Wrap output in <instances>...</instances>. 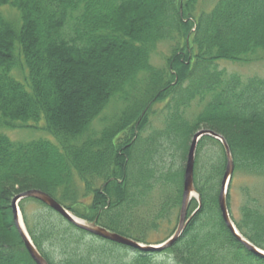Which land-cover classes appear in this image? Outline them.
Instances as JSON below:
<instances>
[{
	"label": "trees",
	"instance_id": "obj_1",
	"mask_svg": "<svg viewBox=\"0 0 264 264\" xmlns=\"http://www.w3.org/2000/svg\"><path fill=\"white\" fill-rule=\"evenodd\" d=\"M196 1L0 0V264H37L11 206L28 189L46 191L88 221L157 242L146 234L170 224L180 207L182 165L202 125L224 136L235 169L264 178V77L244 79L220 67L221 60L261 57L264 0H218L200 12ZM6 5L18 10L19 24L4 15ZM164 42L173 48L158 68L152 56ZM112 103L120 112L95 129ZM193 106L199 111L190 118ZM14 129L47 137L15 141L5 132ZM136 159L141 164L131 167ZM226 167L222 143L203 136L195 163L201 207L163 251L92 236L37 199L20 208L49 264H157L163 255L177 264H264L223 220L218 197ZM233 187L234 178L229 208ZM250 191L242 187L239 217H232L264 249V187ZM156 195L157 213L148 220L144 210ZM198 206L193 199L189 213Z\"/></svg>",
	"mask_w": 264,
	"mask_h": 264
},
{
	"label": "water",
	"instance_id": "obj_2",
	"mask_svg": "<svg viewBox=\"0 0 264 264\" xmlns=\"http://www.w3.org/2000/svg\"><path fill=\"white\" fill-rule=\"evenodd\" d=\"M203 135H211L221 140L225 146L226 154L228 157L227 168H226L223 180H222L221 191L219 195V206H220L223 220L237 240H239L245 247H247V249H249L254 254L264 257V250L258 248L256 245H254L252 242L244 238L239 233V231L236 229L234 222L232 221V218L228 210L227 189H228L229 180L231 179L233 172H234V162H233V158L230 153V148L221 134L217 133L214 130L201 129L194 135L190 149H189V153H188L187 165H186L185 176H184L183 197H182L178 226L175 232L173 233V235L169 237L166 241H164L160 245L144 244L142 242L129 238L125 235H122L118 232H114L104 226H101L97 224L96 221L84 222V221L78 220L49 193L42 191L40 189H29V190H26L24 192L17 194L13 198L11 206L13 210L14 221H15L16 227L22 237V240L24 242V245L27 251L33 258V260L37 264H49L48 261L43 257V255L40 253V251L37 249V247L33 243L32 239L30 238V236L24 229V226L22 225L21 220H20V212L18 209V203L22 199L28 198V197H33V198H36L44 202L45 204H47L48 206H50L51 208L59 212L68 221L75 224L77 227L89 233H92L94 235H97L101 238H104V239H108V240H111L117 243L130 246L132 248L140 249L144 251H156V250L160 251V250H163L173 245L180 238L181 234L183 233L189 221V219H187L188 205H189V202L192 196L196 193V189L194 186L195 153H196L198 140Z\"/></svg>",
	"mask_w": 264,
	"mask_h": 264
},
{
	"label": "rangeland",
	"instance_id": "obj_3",
	"mask_svg": "<svg viewBox=\"0 0 264 264\" xmlns=\"http://www.w3.org/2000/svg\"><path fill=\"white\" fill-rule=\"evenodd\" d=\"M218 0H197L196 3V9L197 12L204 11V10H210L213 8V6L216 4ZM4 15L7 17V19L12 22L19 24L20 15L16 8L6 5L2 8ZM173 43L164 42L161 43L158 48L156 49L154 55L152 56V63L158 67V68H165L168 62V59L171 55ZM260 58L257 60H253L250 62H240V61H230V60H221L220 61V67L224 68L228 71V73H235L237 75H240L242 78L246 79L251 76H259L264 77V50L260 54ZM159 111V108L157 109ZM198 108L196 106H193L191 110L188 111L187 115L190 116V118H193V116L198 112ZM120 112V104L118 103H112L109 108L104 112L103 118L101 120H96L94 123V128L98 129L99 131L102 129V126L104 124L103 120L109 119L110 117L114 116L115 114ZM152 123L154 124V128H160L161 125L160 119L155 115L153 117ZM200 128H206L210 129L206 125L200 126ZM197 129V130H198ZM5 132L15 141H29L32 139H38V138H46L47 133L42 130H31V129H14V130H5ZM213 145V144H211ZM209 148V146H208ZM217 150V149H216ZM215 149L211 147V152L214 153ZM186 162V161H185ZM141 164V161L139 159L134 160L131 162L130 166ZM183 169L185 167V163L183 162ZM181 167V163H177L176 171H178ZM134 174V172H132ZM234 178V187L231 194V206L229 208V212L232 216L235 215V218L239 217V208L241 206V201L244 198V194L242 193V187H248L251 191V194L253 195L254 192L260 191L264 187V178H253L248 176V174L242 170H234L233 174ZM195 199V198H194ZM155 201V202H154ZM158 201V195H156V198L152 199V201L148 204V209L144 211L146 212L144 215L148 220L152 219L151 216L156 215V211H154V208L157 205ZM159 205V203H158ZM28 209H32L31 202L27 203ZM229 207V206H228ZM156 210V209H155ZM179 211L176 210V213L174 217L172 218V222L170 224H167V221L164 220L162 225L160 226V231H150L146 234L149 239H153V241H157L155 243L162 242L163 240H166L169 238L177 229L178 222H179ZM79 217V216H78ZM80 219H83L86 221V219L79 217ZM233 218V217H232ZM136 222H139V218H135ZM24 226L26 224L24 223ZM26 228V227H25ZM27 229V228H26ZM136 233V232H134ZM154 243V244H155ZM160 256L157 259V264H177L175 261H171L169 259Z\"/></svg>",
	"mask_w": 264,
	"mask_h": 264
}]
</instances>
